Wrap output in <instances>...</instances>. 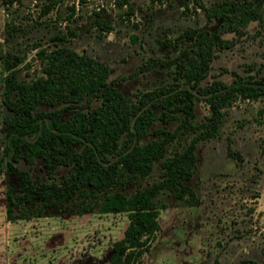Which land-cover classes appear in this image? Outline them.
Returning a JSON list of instances; mask_svg holds the SVG:
<instances>
[{
	"label": "trees",
	"instance_id": "16d2710c",
	"mask_svg": "<svg viewBox=\"0 0 264 264\" xmlns=\"http://www.w3.org/2000/svg\"><path fill=\"white\" fill-rule=\"evenodd\" d=\"M17 2L1 0L5 8ZM130 2L114 0L118 8L133 13ZM263 4L264 0H220L201 5L206 24L217 21V27L185 29L178 36L184 43L178 53L152 65L172 70L173 81L138 92L134 99L109 80L106 62L76 52L64 44L63 34L53 37L57 41L53 48L36 51L40 74L28 81L19 78V56L0 54L4 73L0 174L9 180L6 219L28 221L64 212L126 213L128 224L114 242L108 264H139L160 230L159 210L166 206L158 196L164 191L189 205L198 204L188 184L198 144L220 138L224 110L237 99L264 98V76H238L232 84L213 76L203 83L217 54L235 44L234 37L226 39L223 33L242 36L252 21L261 20ZM93 23L99 30L111 29L99 13ZM197 101L208 106L209 114L194 123ZM172 123L177 124L173 130L162 127ZM189 134L187 146L168 155V145ZM229 154L237 164L242 161L239 151L229 149ZM36 160L43 162L47 179L32 178L28 169L17 166ZM156 164L157 181L128 190ZM60 167H66V173L55 179Z\"/></svg>",
	"mask_w": 264,
	"mask_h": 264
},
{
	"label": "rangeland",
	"instance_id": "374dc122",
	"mask_svg": "<svg viewBox=\"0 0 264 264\" xmlns=\"http://www.w3.org/2000/svg\"><path fill=\"white\" fill-rule=\"evenodd\" d=\"M215 1L220 0H186L185 4L131 0L134 12L130 13L127 7L118 8L114 0H20L7 8L0 0V54L19 56V78L28 81L40 74L36 51L53 48L57 44L53 37L63 34L67 36L64 44L76 52L106 62L109 80L134 99L138 92L173 81L172 70L152 65L178 53L184 45L178 36L185 29L217 27V21L206 24L201 9ZM95 13L110 30L94 25ZM223 37H234L235 44L217 54L203 83L213 76L227 84L238 76H264V4L261 20L252 21L246 33L235 37L224 32ZM1 67L0 63V157ZM224 111L220 138L197 146V163L188 184L199 203L189 205L164 191L158 196L166 206L159 210L160 230L139 264H264V98L237 99ZM208 114V106L197 101L194 123ZM176 125L162 127L173 130ZM191 136L170 143L168 155L182 151ZM229 149L240 152L239 164ZM17 166L28 169L32 178H48L41 160ZM66 169L58 168L55 179ZM158 172L156 164L152 173L136 179L128 190L157 181ZM8 182L0 174V264H108L113 244L128 224L126 213L64 212L10 222L4 207Z\"/></svg>",
	"mask_w": 264,
	"mask_h": 264
}]
</instances>
